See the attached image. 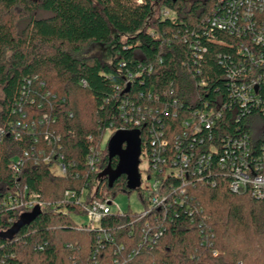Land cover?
I'll list each match as a JSON object with an SVG mask.
<instances>
[{
	"label": "trees",
	"instance_id": "trees-1",
	"mask_svg": "<svg viewBox=\"0 0 264 264\" xmlns=\"http://www.w3.org/2000/svg\"><path fill=\"white\" fill-rule=\"evenodd\" d=\"M241 9L236 0H0V233L34 211L5 206L13 195L42 203L0 237V264H264V198L230 191L219 172L214 184L187 185L176 196L182 206L170 200L140 220L129 210L110 214L95 229L79 227L72 216L84 214L81 203L64 199L67 191L85 192V202L137 191L125 175L111 184L100 176L117 164L106 130L130 127L121 107L144 117L141 153L157 131L169 139L203 108L222 117L200 134L202 153L209 137L218 150L242 134L264 140V9L246 18ZM226 16L224 27L212 25ZM92 45L108 46L111 61L87 55ZM250 82L258 102L243 106L238 92ZM253 119L263 125L258 135ZM145 221L164 228L139 246Z\"/></svg>",
	"mask_w": 264,
	"mask_h": 264
},
{
	"label": "built area",
	"instance_id": "built-area-1",
	"mask_svg": "<svg viewBox=\"0 0 264 264\" xmlns=\"http://www.w3.org/2000/svg\"><path fill=\"white\" fill-rule=\"evenodd\" d=\"M236 3L238 6H242L239 11L242 18L249 17V14L256 12L253 9L251 10L252 7L257 8L259 6L260 10L261 8L264 9V0H236ZM163 15L168 16V13L164 12ZM228 18L230 17L228 16ZM228 18L227 16L226 18H216L212 21V25L222 28L229 22ZM240 50L248 54L247 49L241 48ZM255 87L254 82L241 87V91L238 92V100L243 106H246L248 102H258L255 97L256 92L254 93ZM120 109L123 113L121 118L130 127L106 130L105 136L107 134L109 138L119 131L136 130L140 132L138 130L139 125L141 121L143 122L144 117L140 119L133 118L127 116L122 107ZM221 117V111L214 108L196 109L180 121L179 133L172 134L167 139L165 133L160 130L157 131V135L151 137L149 153L147 154L145 151L147 164L144 169L139 168V185L136 187L138 198L144 207L142 212L134 213L137 215L138 220L149 216L155 209L161 211L165 207H170V200L175 205L182 206L181 199L176 196H183L187 185L194 184L192 183L194 181L214 184V176L217 172L223 174L221 176L223 178L224 176L230 177L228 182L230 191L246 192L253 198H264V140L257 144L254 140L251 141L247 134H242L237 137L225 138L222 142L223 148L218 150L210 142L211 137H209L207 152L202 153L200 149H197L198 145L203 142L200 134L203 131L212 130ZM198 141L200 143H197ZM98 158L97 153H92L87 158L93 170L95 164L99 162ZM57 173L65 174V168L61 162L57 165ZM203 174L206 177H203ZM142 178H145L149 183L146 189L141 188ZM94 183L96 185L97 181H93L92 185ZM64 194L65 201L76 204L81 203L82 205L83 216H85L87 223H76L79 227L87 225L91 229L99 228L104 217L110 214L123 215L125 213L117 206H115V209H111L112 198L104 197L85 202V192L79 198H76L75 194L69 191ZM13 197L10 195L12 199L5 206H9L11 209L20 208L28 212L42 208V203L34 196L28 200H24L22 195L21 198L18 195H13ZM188 207L186 205L185 210ZM188 214L191 215V213ZM163 228V225H159L157 230L153 228L149 221H145L140 228L141 241L138 245L150 246V244H153L162 234ZM112 264H126V260L116 258Z\"/></svg>",
	"mask_w": 264,
	"mask_h": 264
},
{
	"label": "water",
	"instance_id": "water-1",
	"mask_svg": "<svg viewBox=\"0 0 264 264\" xmlns=\"http://www.w3.org/2000/svg\"><path fill=\"white\" fill-rule=\"evenodd\" d=\"M139 132L134 131H119L116 132L108 141L109 159L117 158V164L114 169L109 166L100 174L107 177L111 184L118 176L125 175L127 179V187L135 189L139 185V156L141 153V140ZM124 145V147H123ZM38 209H35L31 214H26L21 217L19 225L10 233L9 236L1 234V238H10L23 223L30 221L38 214Z\"/></svg>",
	"mask_w": 264,
	"mask_h": 264
},
{
	"label": "rangeland",
	"instance_id": "rangeland-1",
	"mask_svg": "<svg viewBox=\"0 0 264 264\" xmlns=\"http://www.w3.org/2000/svg\"><path fill=\"white\" fill-rule=\"evenodd\" d=\"M168 14H169V16L172 15L171 12ZM87 55H95L98 58H100L101 60L106 61V62H110L111 57H112V53L109 50L108 46H100V45L90 46L87 49ZM251 126H252V131H253L254 135H258L261 128L263 127V125L261 124V122L258 119H253L251 121ZM108 139H109V137L106 134V136L104 138V142L108 141ZM146 164H147V156H146L145 151L143 150L139 156L138 168L144 169L146 167ZM148 185H149V183L145 180V178H142L141 188L146 189L148 187ZM94 187H95V183L91 187V195L93 193ZM112 200H113V204L111 205V209H115V206H117L122 211L129 210L133 213H140L144 209L142 203L140 202V200L138 198L137 191H133L129 195L118 194L117 196L112 198ZM72 219L78 224L87 223V220H86L85 216H83V215H80V216L73 215ZM20 221L21 220H17L13 224V226L11 228H9L8 230L4 231L3 234L9 236L10 233L19 225Z\"/></svg>",
	"mask_w": 264,
	"mask_h": 264
},
{
	"label": "flooded vegetation",
	"instance_id": "flooded-vegetation-1",
	"mask_svg": "<svg viewBox=\"0 0 264 264\" xmlns=\"http://www.w3.org/2000/svg\"><path fill=\"white\" fill-rule=\"evenodd\" d=\"M115 158V157H114ZM138 173H139V168H138Z\"/></svg>",
	"mask_w": 264,
	"mask_h": 264
}]
</instances>
